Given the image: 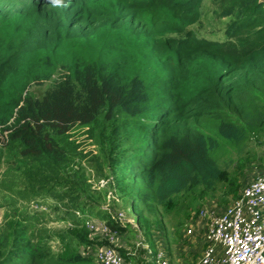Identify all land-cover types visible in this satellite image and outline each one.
<instances>
[{
  "label": "trees",
  "instance_id": "1",
  "mask_svg": "<svg viewBox=\"0 0 264 264\" xmlns=\"http://www.w3.org/2000/svg\"><path fill=\"white\" fill-rule=\"evenodd\" d=\"M202 3L0 0V170H21L27 182L6 186L3 197L7 206L21 201L12 192L28 203H58L75 225L61 237L66 252L92 242L85 226L92 217L127 229L104 208L113 183L94 187L90 169L113 175L122 200L148 225L159 206L203 200L227 179L212 156L220 141L204 132V120L234 143L264 126V0H221L223 40L197 34ZM70 41L83 43L75 52ZM48 79L42 97L28 89ZM77 126L90 127L98 154L78 152L70 140ZM243 187L232 189L234 199ZM22 207L0 228V264H57L45 213Z\"/></svg>",
  "mask_w": 264,
  "mask_h": 264
},
{
  "label": "rangeland",
  "instance_id": "2",
  "mask_svg": "<svg viewBox=\"0 0 264 264\" xmlns=\"http://www.w3.org/2000/svg\"><path fill=\"white\" fill-rule=\"evenodd\" d=\"M217 1L203 0L201 10L203 28L197 31L200 37L216 40L225 39L223 27L228 19L226 16L222 18L215 16V10L223 12L219 9L221 8V0ZM198 27L199 25L195 24L191 28L196 29ZM95 40L97 44L102 43L98 35ZM70 43L72 51L77 52L76 50L81 48L83 42L70 41ZM42 69L40 68V71ZM59 71L65 73L67 69L60 67ZM35 73L34 71L32 72L33 75ZM58 75L59 73L53 76ZM32 80L33 78L28 74L24 82L29 83ZM43 83V86L32 84L28 89L39 97H42L52 81L48 79ZM201 127L204 132L219 139L220 145L212 153V156L226 171L227 177L225 181H220L216 189L203 200H200L201 198L196 195L194 196V200H189L187 197L180 200V209L174 208V205L167 208L159 206L155 214L147 213L149 216L148 225L146 223L141 224L138 220V215L134 211H131V202L123 201L122 196L119 195V189L114 183V176L110 175L108 179L98 178L95 171L90 169L93 175L89 179V182L94 187L104 189L108 187L109 182L113 183V188L110 189L109 187L108 189L104 208H107L111 217L118 220V223L126 226L127 229L125 232L115 230L107 223L106 219L92 217L87 221L85 226L89 231V240L93 243L85 244L78 242L76 246H73L74 250L71 249L66 252L61 237L67 235V232L71 233V228L75 227L73 218L61 211L62 209L59 210L58 203L56 204L50 198H46L47 200L39 198L38 202L32 199L28 203L24 202V199L18 194L12 192L11 195H14L15 198L21 201L18 203V206H7L6 202L10 197V191L7 190L6 186L17 189L18 187L27 185V182H25L21 170H16L12 173L0 170V228L5 227V224L12 216L21 209L24 202L23 207L34 208L45 213L46 217L43 225L46 229L44 237L48 236L50 238L48 240L50 241L52 256L58 259L56 260L57 264H100L98 253L105 246L115 247L129 264H148L146 262L148 257H146V260L144 258L147 247L152 250V254H155L156 251L165 252V255L172 264H193L192 262L202 253L205 245L204 238L201 237L206 221L199 218L200 209L204 206H213L220 209V207L230 204L235 196L232 189L238 188L239 190L255 179L261 172H264V126L260 133L252 135L250 138L238 143L225 142L220 139L215 129L216 123L212 119L204 120L201 123ZM0 137L2 141L3 136ZM70 140L77 145L78 152L84 155L92 156L99 152V144L95 137L91 135L89 126L75 127L70 133ZM3 192L9 195L7 199L3 197ZM77 215L80 216L81 213L77 211ZM190 225L197 229L196 235H188L187 228ZM110 234H113L110 237V239L114 237L113 241L109 239ZM77 235L78 233L75 229L74 236ZM142 244L146 245V247H142ZM134 251L136 252L135 255L133 254Z\"/></svg>",
  "mask_w": 264,
  "mask_h": 264
},
{
  "label": "built area",
  "instance_id": "3",
  "mask_svg": "<svg viewBox=\"0 0 264 264\" xmlns=\"http://www.w3.org/2000/svg\"><path fill=\"white\" fill-rule=\"evenodd\" d=\"M199 218L206 221L205 245L193 264H264V172L246 184L230 204L220 209L202 207ZM195 232L194 226H188V235ZM146 249L154 255V264H172L164 252L152 254ZM98 259L100 264H129L113 246L102 247Z\"/></svg>",
  "mask_w": 264,
  "mask_h": 264
},
{
  "label": "crops",
  "instance_id": "4",
  "mask_svg": "<svg viewBox=\"0 0 264 264\" xmlns=\"http://www.w3.org/2000/svg\"><path fill=\"white\" fill-rule=\"evenodd\" d=\"M224 206H225V205H224ZM224 206H223V207H224ZM198 230H199V229H198ZM202 236H203V235H202ZM198 238H200V237H198ZM201 238H202V237H201ZM201 238H200V239H201ZM196 244H197V243H196ZM142 247L145 248L146 245L142 244ZM158 250H160V249H158ZM156 252H157V251H156ZM156 252H155V253H156ZM164 253H165V252H164ZM133 254L135 255L136 252L134 251ZM201 254H202V253H201ZM201 254H200V255H201ZM121 255H122V254H121ZM200 255H199V256H200ZM199 256H198V257H199ZM146 257H148V259H147ZM153 257H154V255H151V254L149 253V250L146 249V250H145V256H144L145 260L147 259L146 262H152V264H154V263H153ZM198 257H197V259H198ZM194 262H195V260H194ZM194 262H192V263H194Z\"/></svg>",
  "mask_w": 264,
  "mask_h": 264
},
{
  "label": "clouds",
  "instance_id": "5",
  "mask_svg": "<svg viewBox=\"0 0 264 264\" xmlns=\"http://www.w3.org/2000/svg\"><path fill=\"white\" fill-rule=\"evenodd\" d=\"M52 3H53L54 5H60V4L63 3V0H52Z\"/></svg>",
  "mask_w": 264,
  "mask_h": 264
}]
</instances>
